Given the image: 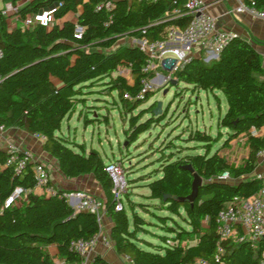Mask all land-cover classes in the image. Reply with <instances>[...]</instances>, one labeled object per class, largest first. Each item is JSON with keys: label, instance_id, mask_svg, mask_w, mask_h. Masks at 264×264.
<instances>
[{"label": "trees", "instance_id": "trees-1", "mask_svg": "<svg viewBox=\"0 0 264 264\" xmlns=\"http://www.w3.org/2000/svg\"><path fill=\"white\" fill-rule=\"evenodd\" d=\"M1 1L17 5L24 0ZM105 1L31 0L18 11L21 18H26L61 3L56 18L79 12L78 22L85 28L82 39L76 38L69 21L50 29H10L0 11V124L44 136V152L58 162L67 179L93 174L104 192L114 250L132 264H192L197 259L209 264H259L263 242L257 247L249 242L234 244L222 241L216 232V218L229 203L251 198L260 191L253 175L257 154L264 147V134L252 136L251 130L264 129V70L259 53L247 41L232 37L212 65L194 59L174 75L178 85L223 94L227 111L218 125L228 132L214 153L213 146L221 138L191 132L188 141L201 144L203 154H185L186 150H195L190 148L163 154L157 160V169L138 178L150 191L146 199L158 201L139 205L169 234L160 237L164 247L145 242L152 249L147 251L139 246L144 241L138 239V234L152 223L135 212L131 228L126 208L116 210L113 182L101 155L58 135L63 121L71 119L77 105L84 103L86 91L95 88H103L98 91L102 95L116 92L123 112L130 115L124 130L129 146L165 119L155 115L157 103L142 108L154 97V92L141 96L142 80L154 78V74L143 71L146 55L135 46H120L118 42L125 37L141 38L143 32L148 40H161L167 27L185 28L190 18L177 16L184 14L185 0H116L111 10H97ZM243 3L264 9V0ZM119 69L128 71L129 79L116 75ZM104 120L108 122V118ZM240 137L247 138L250 152L244 164L235 166L220 152ZM171 146L167 149L172 150ZM8 157L9 151L0 149V264H80V257L70 245L99 233L95 216L75 211L61 190L51 197L34 194L32 165L27 164L19 175L12 167H5ZM188 166L203 179L193 202L179 200L192 193L193 176L185 169ZM17 186L30 190L26 200L2 209ZM165 196L169 199L164 200ZM152 210L169 215L158 216ZM50 246L57 247L59 263L47 253ZM97 262L107 264L102 259Z\"/></svg>", "mask_w": 264, "mask_h": 264}, {"label": "built area", "instance_id": "built-area-1", "mask_svg": "<svg viewBox=\"0 0 264 264\" xmlns=\"http://www.w3.org/2000/svg\"><path fill=\"white\" fill-rule=\"evenodd\" d=\"M31 0L13 5L4 3L0 10L2 15L7 19L10 29L22 28L30 30L37 26H43L50 29L54 26H62L65 18L57 19L56 14L61 3L51 6L49 9L28 15L21 18L18 11ZM114 1L107 0L101 3L97 10H111ZM143 1V0H139ZM148 2H156L157 0H145ZM177 4V3H175ZM184 14L177 16H187L190 18L185 28L172 25L165 29L161 40H148L143 32L141 38H131L129 46L139 48L145 55L146 61L143 71L145 73L154 74L152 80H142V94L154 92L157 86L171 84L172 80H176L174 75L177 71L190 61L197 59L204 65H210L217 61L220 54L233 37L229 33L219 32L217 30L216 19L207 11V5L202 0H185ZM243 12L251 13L255 18L264 21V9L257 10L241 4L235 13ZM176 13V11H175ZM79 12L71 13L68 21L74 25V34L77 39H82L85 28L78 22ZM235 37V36H234ZM1 56V54H0ZM118 76L129 78V72L119 69L116 73ZM128 98V95H125ZM7 128L0 124V140L5 137ZM252 136H257L255 129L251 130ZM39 142H44L42 135H33ZM9 157L5 163V167H12L16 174H21L27 164L32 165L35 179V187L33 193L38 195L51 197L56 195L57 190L52 185V179L49 169L41 162H34L33 157L28 152H23L13 146L7 148ZM257 158L264 162V147L258 152ZM106 172L109 174L113 182L112 193L117 202L116 210L123 209V196L127 192L128 185L124 166L121 162L106 163ZM227 178V175L224 176ZM255 178L260 183V191L256 196L248 199L237 198L229 203L216 218V232L222 241H231L234 244L249 242L253 247H257L259 243H264V170L256 173ZM30 190L22 186H17L5 200L2 209H10L26 200ZM64 197L69 205L75 211H83L95 216L100 226V231L88 240H75L70 245V250L77 254L80 264H88L90 254L97 247L102 245L104 248H113V243L109 237L102 234V223L105 214V204L98 197L85 192H65ZM222 253V249H219ZM92 264H103L102 262L93 261ZM192 264H209L206 260L197 259ZM259 264H264V248L261 252Z\"/></svg>", "mask_w": 264, "mask_h": 264}, {"label": "rangeland", "instance_id": "rangeland-1", "mask_svg": "<svg viewBox=\"0 0 264 264\" xmlns=\"http://www.w3.org/2000/svg\"><path fill=\"white\" fill-rule=\"evenodd\" d=\"M2 8L3 4L0 2V10ZM130 40V37H125L119 40L118 45L129 46ZM102 89L86 91L88 93L82 97L84 103L77 105L71 119L63 121L58 135L67 138L73 145H84L87 152L97 151L105 163L121 162L123 164L128 185L127 192L123 196V206L131 222L132 209L152 223L146 231L138 234V239L144 241L140 242L139 246L150 251L152 249L145 242L164 245L160 237L169 234L161 228L162 225L157 219L144 213V209L139 204H149V200L143 196L145 185L134 186V184H142L143 182L138 178L147 176L159 167L157 160L163 154L176 153L180 148L195 149L186 150L185 154H203L201 144L188 141L191 132H207L213 138H221L213 146L212 153L218 150L226 139L224 130L218 125L219 118L226 112V99L221 92L195 91L184 83L178 86L171 84L157 86L154 97L142 108L161 103L162 111L159 116H164L165 119L129 146L124 130L128 128L130 115L123 112L116 92L111 95L109 93L102 95L98 93ZM104 117L108 118V122L104 120ZM171 144L172 150H168L167 147ZM152 212L158 216L169 215L166 211L152 210Z\"/></svg>", "mask_w": 264, "mask_h": 264}, {"label": "crops", "instance_id": "crops-1", "mask_svg": "<svg viewBox=\"0 0 264 264\" xmlns=\"http://www.w3.org/2000/svg\"><path fill=\"white\" fill-rule=\"evenodd\" d=\"M129 1V0H128ZM207 5L208 13L216 19L217 30L219 32H225L231 34L233 37H239L249 44L259 53L261 57V63L264 70V21L255 18L249 12H243L241 14L235 13V10L243 4V0H202ZM0 2H2L0 0ZM4 5V3L2 2ZM71 14L65 17V22L68 21ZM129 79V78H128ZM261 79H263L261 77ZM227 111V107H226ZM226 113V112H225ZM221 118V117H220ZM219 118V119H220ZM222 129V128H221ZM224 130V134H227V130ZM257 136H263L264 129L256 130ZM15 147L23 152H28L33 157L34 162H41L46 165L50 171L52 185L55 189L63 192H85L98 197L101 200H105L104 192L101 186L96 182L93 174L84 175L76 179H67L60 171L58 162L47 155L43 150V143L36 140L32 135L16 128H7L5 137L0 140V149L7 150L9 147ZM249 146L247 144L246 137H240L230 143L229 147L221 150L220 155L229 163L235 166H240L245 163L249 156ZM264 170V162L257 158L256 173ZM160 176V175H159ZM144 183H136L134 186H144ZM142 188V187H140ZM146 198L150 195L149 189L145 188ZM135 193H138L135 191ZM134 193V194H135ZM34 194L38 195L35 191ZM152 204H158V201H149ZM132 215L135 211H132ZM129 216V215H128ZM130 219V218H129ZM131 222V220H130ZM112 222L107 216H104L102 223V234L110 238V230ZM132 228V222H131ZM162 228V227H161ZM161 239V238H160ZM157 247H164V245H154ZM47 253L53 258L55 263L60 262L58 256V250L56 246H50L46 249ZM97 259L104 260L107 264H132L131 261L125 257L118 255L114 247L111 249L104 248L102 245L97 247L90 254L88 264H92Z\"/></svg>", "mask_w": 264, "mask_h": 264}, {"label": "water", "instance_id": "water-1", "mask_svg": "<svg viewBox=\"0 0 264 264\" xmlns=\"http://www.w3.org/2000/svg\"><path fill=\"white\" fill-rule=\"evenodd\" d=\"M131 1V0H129ZM172 86H178L177 80H172L171 82ZM162 111V104L159 103L157 105L156 110L154 111L155 115L159 116ZM192 176H193V182H192V193L190 196L184 199H179L180 201H187V202H193L195 198L198 196L199 190L203 187V179L194 172L193 168L191 166H188L185 168ZM169 199V196H165L164 200Z\"/></svg>", "mask_w": 264, "mask_h": 264}]
</instances>
